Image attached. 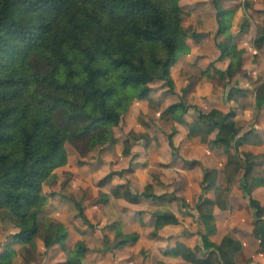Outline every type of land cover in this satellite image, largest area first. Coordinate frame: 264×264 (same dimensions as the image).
<instances>
[{"label":"trees","instance_id":"1","mask_svg":"<svg viewBox=\"0 0 264 264\" xmlns=\"http://www.w3.org/2000/svg\"><path fill=\"white\" fill-rule=\"evenodd\" d=\"M182 3L0 0V219L18 229L15 241L33 250L39 241L47 252L57 244L65 249L67 224L43 214L55 194L47 193L45 187L57 181L56 170L68 163V145L85 156L97 147L117 144L120 138L114 128L135 101L144 100L160 112L162 120L184 123L190 137L223 149L227 158L222 169H206L201 182L196 233L202 237V246L177 240L163 251L164 256L182 257L194 264H238L242 241L232 234L219 242L211 237L218 232L215 208H229L230 192L239 176L240 188L254 209L253 233L264 247V206L253 195L256 187L264 185V151L241 149L244 145L263 146L264 140L254 128L243 131L236 119L234 105L246 97V89L231 82L242 68L245 50L238 47L231 32L233 8L213 0L219 25L216 35L224 36L218 43L220 57L228 60L227 68L216 69V73L224 87H229L226 100L233 108L204 111L181 98L162 109L151 97L159 81L175 92V57L188 53L189 39L203 35L185 21ZM261 13L262 25L253 43L257 49L264 47V10ZM254 99L256 107L264 111V82L256 86ZM191 108L197 115L188 122L185 115ZM174 126L168 135L173 148ZM151 139L148 132L132 129L121 140L123 153L129 155L134 142ZM210 191L215 192L214 197L207 195ZM100 193L96 202H108L110 194ZM111 193L132 203H138L140 197L167 196L157 193L153 184H147L142 192L133 191L129 183L120 184ZM71 200L76 201V214L94 227L84 212L85 205L75 196ZM152 216L153 236L166 225L180 222L171 211H155ZM109 228L114 231L116 246L140 238L139 232H124L120 221ZM107 240L105 236L104 249L109 248ZM88 251L87 247L66 250V260L57 264H86L81 256ZM202 251L204 255H200ZM16 254L9 243L0 254V264H13ZM153 264L167 263L157 260Z\"/></svg>","mask_w":264,"mask_h":264},{"label":"rangeland","instance_id":"2","mask_svg":"<svg viewBox=\"0 0 264 264\" xmlns=\"http://www.w3.org/2000/svg\"><path fill=\"white\" fill-rule=\"evenodd\" d=\"M220 1L224 7L233 8L235 10L231 32L234 34V40L238 47L244 48L245 50L242 68L238 74L233 77L231 82L233 84L237 83L246 89V97L238 106L234 105V109H236L237 113L236 118L243 131L254 128L264 138V111L258 109L254 101L256 86L264 82V47L262 49H257L253 44L262 25L263 17L261 10H264V0ZM182 2L185 10V21L188 23L198 20L197 16L192 13L194 9H200L199 5L202 7L203 4H209L208 8L215 11L211 12L212 18L210 22L206 21L208 18V16H206L205 21L203 19L197 24L198 29L201 30L200 32L205 33L198 39H191V43L188 44V53L183 54L187 56L192 50L196 51L193 52L194 55L191 57L194 62L192 67L187 65V63H190L189 61L183 63L180 68V65H175L178 61H181L180 55H176L175 57V62L173 64L175 67L172 73L175 80V92H171L168 86L159 81V83H155V89L152 94L158 96V99H155L159 101V103L158 101L157 103L164 109L166 108V104L171 102V100L168 99L169 94L173 95L171 98L172 101H178L180 98L179 96H181L180 94H182L183 99L186 100L188 104L196 106L195 103H193V98L198 96L206 97L204 90L207 89L209 90L207 94H210V96L213 94L215 96L216 93L218 94L219 98L217 100H222L220 102L222 105H219L224 107V110L228 111L229 108H233V106L229 107L225 95L229 87H224V83L216 73V67L214 66L215 63L223 62L220 57L221 50L218 43L224 39V36L216 35L219 25L213 0H182ZM206 31L208 33H206ZM205 34L209 35V39L206 38ZM192 44H196L194 49L191 46ZM199 61H202L204 65H207L208 62L213 63L208 73L204 74L202 70L200 71L198 66ZM223 63L226 64L227 61ZM161 97L166 100V104L162 102L163 99L161 100ZM192 109L193 108L189 110L196 113V109ZM174 124V122L162 120L160 118V112L149 105L148 102L139 101L131 105L129 111L123 115L119 126L114 128L115 134L120 138V142L117 144L112 146L109 145L107 149L97 147L93 151L88 152L85 156L80 155L72 145H68V163L56 170L58 174L57 181L45 187L47 193L54 192L55 194L49 198V207H46L43 212L44 215L50 214L54 216V218L65 222L68 226L69 237L64 249L65 254H63V259H65L67 255L66 250L68 251V249H70L76 251L80 247H87L89 249V252H87L89 264H98L102 260L103 264H110L111 254L109 251H113L116 245H113L114 232L109 226L114 220L120 221L123 226L129 222L123 220L124 216L121 215L123 211H125L126 216L128 214L132 219H134V217L136 218L132 223L131 221L127 223V231L136 229L143 233L145 230H150L148 226H141V221L137 219L139 217L138 211L148 207L151 209L155 207L165 209L168 208V203L164 201L161 204L149 203L147 207H142L143 204H139L138 207H136L138 209H130V207H126L128 205H124V203H120V201H116L113 205H109V202H96L100 197L101 191H110L114 186L117 187L118 185H115V183L117 181L122 182L121 177L123 176L128 177V183L133 191H140L138 190L139 188L134 185L135 183L133 180L139 176V169H142V167L146 168V175L148 174L150 178L154 176L155 182L160 180L161 183L157 182V186L153 184L155 191L159 193L164 192L169 198L171 196H176L177 199L174 197V199L168 200L170 202L172 201L170 204L176 211H179L183 217H188L186 220L188 225L185 230L197 231L198 221L195 219V214L191 211L195 209L196 199L201 194V188L199 184H193V190L194 192L196 191L192 193L193 199L185 198L189 189V184H186L185 180L189 179V177L185 176L184 179H181L178 178V176H182V166H187L188 163L182 161L183 163L180 162L181 165L178 166V161H180V159L185 160V156L191 154H193V156L199 155V153L203 154L201 151L194 152L197 151L196 145L203 144L200 142L199 138L187 137L185 133H182L174 139L176 140L175 144L178 145L177 147L171 148V150L168 149L163 155L159 154L158 149L162 147L163 141L168 139V135L172 132ZM132 129L148 132L152 136L150 141H138L133 143V145H138V148H146L144 157H141L139 151H132L133 154H130L131 156H125L123 153V144L121 140L127 137L128 132ZM182 135L184 138H182ZM185 137L191 139L192 142L190 145L192 148L188 149V151L182 149V145L179 143V140H183ZM201 148H203L205 152L207 151L204 145ZM81 160L84 162L83 164L80 163ZM168 161L169 163L167 164ZM115 170H117L115 173H118L115 181L112 183L110 179L106 183H103L102 179L110 173L113 174ZM161 175L165 179H161ZM132 181L133 184L131 183ZM171 181H173V184ZM73 196L76 197L77 201L82 202L86 206L84 212L93 222L94 227L86 224L84 220L76 214V201L73 203L71 200ZM182 197L185 201L187 200L188 206L185 207L183 201L178 199ZM118 203L120 204L118 205ZM147 210L148 209L145 211ZM185 210L189 212L188 214L190 216L185 213ZM129 224H131V226ZM176 228L179 229L180 227L178 226ZM152 229L153 228H151V230ZM180 231H182V229H180ZM1 232L0 229V233ZM161 233L165 235H163V237L158 236L157 239L153 240L147 237L148 233L145 232V239L142 243L151 248V253L152 251L159 253V251L162 250L161 248L166 247V234H170L171 230H162ZM150 235L153 236L151 233ZM105 236L108 237L107 244L109 248L107 249H104ZM18 244L21 243H18V241L14 243L13 248H16L15 245ZM159 246L162 247L159 248ZM23 248L24 247L21 249ZM25 249L29 250V253H25L26 257L24 255L23 257L18 256L22 259L23 264L33 262L36 264L47 263L48 252L38 255L37 250L30 249L29 245H27ZM25 249H23V253ZM19 254L21 253L19 252ZM112 256L116 257V255ZM246 264H253V262H246Z\"/></svg>","mask_w":264,"mask_h":264},{"label":"crops","instance_id":"3","mask_svg":"<svg viewBox=\"0 0 264 264\" xmlns=\"http://www.w3.org/2000/svg\"><path fill=\"white\" fill-rule=\"evenodd\" d=\"M202 1H205V0H202ZM199 6H200V9L199 10L194 9L193 13H192V14H195L197 16L198 20L196 22H191V23H193L196 26L197 31L200 32L201 30L198 29L197 24H199L203 19L205 21L206 16H208L206 21L210 22L211 18H212L211 12L215 11V10L209 9L208 8L209 4L208 5L203 4L202 7H201V5H199ZM204 33L205 32H203V35H204ZM206 33H208V32L206 31ZM205 36L207 39H209L208 34H205ZM190 40L191 39L188 40V44L191 43ZM195 45H193V44L191 45L193 49L195 48ZM193 52H196V51L192 50V52L189 53L187 56L180 55L181 61L180 62L178 61L175 65H177V66L180 65V68H181V65L183 63H187L190 61V63H187V65L192 67V65L194 64L193 60L191 59V57L194 55ZM221 59L223 60V62L227 61V63L226 64L223 62H220L222 64L215 63L214 66L216 67V69L225 70L228 66V60L225 58H221ZM212 64L213 63L208 62L207 65H204L202 61L198 62V66H199L200 71L201 70H207L208 68L211 67ZM175 65L172 66V73H173V68L175 67ZM219 65H221V66H219ZM172 76H173V74H172ZM173 78H174V76H173ZM184 87H185V85H184ZM152 92H154V90ZM152 92H151V97L154 99L155 98L158 99L157 98L158 96H154L152 94ZM227 92L225 95H227ZM178 93H181V92H178ZM178 93H176V94H178ZM204 93H205L206 97L198 96V97L193 98V103H195V105L198 106L197 107L198 109L207 111L211 108L217 107L221 110H224V107L220 106V105H222V103H220L222 100L221 101L217 100L219 98L217 93L215 94V96H214V94L212 96H210V94L209 95L207 94V93H209V90H207V89L204 90ZM158 95H160V94H158ZM180 95L181 96H179L180 98L178 101H172L171 98L173 95L169 94L168 99H170L171 102H169L168 104H166V100H164L162 97L160 99L161 100L163 99L162 102L166 104V108H167L169 105L176 103V102H179L181 100V97H182V94H180ZM139 101H144V100H137L135 102H139ZM156 101H158V100H156ZM228 103H229V107H231L232 103L230 101H228ZM217 104L218 105L220 104V105L218 106ZM229 110H230V108H229ZM224 111H226V110H224ZM196 115H197V112L194 113L191 110H189V112L185 115V119L188 122H190L196 117ZM236 117H237V113H236ZM174 125H175L174 127L177 129V132L173 136L174 144L176 143V140H174L175 137H177L178 135H180L182 133H185L187 137H190L188 135V128L184 123H177ZM256 132H258V131L256 130ZM187 137H185V139H183V140L180 139L179 143H181L182 149L188 151V149L192 148V146H190L192 144V142H191V139H188ZM182 138H184L183 135H182ZM191 138H193V137H191ZM262 138H263V136H262ZM263 140H264V138H263ZM203 145L207 150L206 152L203 150V148H201V147H203ZM203 145H196L197 151H194V152H200L201 151V152H203V154L199 153V155H195V156H193V154H191V155L185 156V160L180 159V161H178V164H179L178 166L181 165L180 162H182V161L183 162L185 161L186 163H188L187 166H182V168H183L182 176L181 177L178 176V178H181V179H184L185 176L189 177V179L185 180V183L189 184V189L187 191L188 194L185 196V198L193 199V194H192L194 192L193 184H195V185L199 184L200 188H201V182L203 180L204 173H205L206 169H211L214 167L222 169L224 164L226 163L227 158H226V154H225L223 149L215 148V147H212L208 144H203ZM177 146L178 145L175 144V147H177ZM138 147H139L138 145H133V147L131 148L130 154L131 155L133 154L132 151H139L141 157H144L145 156L144 151L146 150V148L144 149V147H143V149H141ZM171 148H173V147L169 144V139H165L163 141L162 147H160L158 149V152H159V154L163 155V153H166L168 151V149L171 150ZM241 149L242 150L243 149L251 150L254 152H260V151H264V150H262V149H264V145H263V147L262 146H253V145H244L241 147ZM130 154L125 155V156H131ZM169 161L167 162V164L169 163ZM137 166L141 167L140 165H137ZM263 166H264V161H263ZM139 170H140L139 176L133 180L135 183L134 185H136V187L139 188L138 190H140L138 192H142L147 184H155L156 185L157 182L161 183L160 180L155 182L154 176L152 178H150L148 174L146 175V172H147L146 168L142 167V169H139ZM116 171L117 170H115L114 172H116ZM117 174L118 173H115L112 176L110 182L113 183V181H115V179L117 178L116 177ZM160 178L165 179V178H163L162 175L160 176ZM178 178H176V179H178ZM238 178H240V176ZM238 178H237V181L233 185L231 192H230L229 208L225 209V210L220 209L219 207L215 208L214 214H215L216 221L218 224V232L216 235L212 236L211 239L215 242H219L222 239V237L225 236L226 234H232L235 237H237L238 239H240L243 243V248L237 257L238 264H243V262H244V264H246V262H253V264H264V247L261 246L260 240L253 233L254 221H255L254 209L250 205L249 196L246 195L241 190L240 181ZM121 179H122V182L117 181L115 183V185L128 183V180H129L128 177L123 176V177H121ZM133 181L131 182L132 184H133ZM171 183L173 184V181H171ZM115 188H116V186H114V188H112L110 191H105V192H108L110 194L109 201H108L109 205H113V204H115L116 201H120V203L122 202V203H124V205H128L126 207H130V209H138L136 207H138L139 204L140 205L143 204L142 207H147V204H149V203L161 204L164 201V202L168 203L169 206H168V208H165V209L164 208H158V207L151 209L148 207V208H142L140 211H138V214H139L138 216L140 218L138 217L137 219L139 221H141V226L150 227V230H147V231L145 230L143 233H141L140 231H138L136 229L131 230V231L126 230L127 223H129L130 221L132 223V221L136 218L134 217V219H132L131 216H129L128 214L126 216L125 211H123V214H121L124 216L123 220H125V222L126 221H129V222H127L125 224V226H123V224H121L122 230L124 232H134V231L139 232L140 238L135 243H127L124 245H117V246H115V249L113 251H109L111 254L110 264H153L157 260H163L167 264H194L192 262L184 260L182 257L164 256V254H163V251L172 247L177 240L182 241V242L186 243L187 245H191V246H195V245L202 246V237L196 233L197 231L193 232V230H189V231L185 230V228L188 225V223L186 222L188 217H183L182 214L179 211H176L174 209V207L170 204L172 201L170 202L168 199H174L173 196H171L170 198L167 196V197L158 198V199L140 197V200L138 203H132L125 197H116L115 195H113L111 192ZM201 192H202V190H201ZM207 195L209 197H214L215 192L210 191ZM253 195L264 206V185L256 187L253 190ZM178 199L179 200L181 199L183 201L185 207L188 206L187 200L185 201L183 197L178 198ZM198 200H199V197L196 199V205H197ZM120 203H118V205ZM144 205H146V206H144ZM196 205H195V209L192 210L191 212L195 214V219L197 220L198 212L196 209ZM146 209H148V210L145 211ZM142 210H144V211H142ZM155 211H171L179 217L180 222H179V224L166 225L164 228L159 230L158 235L151 236L150 233L153 230V229L151 230V228H154L153 225L155 222V218L152 216V213ZM185 213L188 214L189 212H187L185 210ZM188 216H190V215L188 214ZM52 217H54V216H52ZM114 222H116V221L114 220L113 223ZM113 223H112V225H113ZM129 225L131 226V224H129ZM178 226L180 227L179 229L176 228ZM0 229L2 231L0 233V254H1L5 250L7 245H9V243L12 244V247H13V244L17 242V241H15L14 235L17 234L18 229L15 228L13 225H11V223H9L8 221H4L1 219H0ZM180 229H182V231H180ZM162 230H171L172 234L171 233L166 234L167 235L166 236L167 245L164 248H161L162 246H159V248L162 249L161 251H159V253H156V251H152V253H151L150 252L151 248L142 243L143 240L145 239V232L148 233L147 237L155 240V239H157L158 236L163 237V235H165V234L161 233ZM169 235H171V236H169ZM15 247L16 248H14V249L16 250L17 254L14 257L13 264H23L22 259L18 256L23 257V255H24L26 257L25 253H29V250H27L28 248L25 249V247H27L26 245L18 244V245H15ZM22 247H24L23 249H25L24 253L22 252L23 251V249H21ZM68 250H70V249H68ZM145 251H147V253H148L147 256H145L143 253ZM19 252L22 255L19 254ZM37 252H38L37 253L38 255H42V253L47 252V251H45V248L43 247L41 241L37 242ZM203 253L205 254V252L202 251L200 253V255H204ZM63 254H65V251L61 250L59 248L58 244L54 245L52 247V249H50L48 252V258H47L46 264H57L59 262L65 261L67 256L65 257V259H63ZM96 254H98V253H96ZM112 255H116V257H113ZM81 258L86 264H89V260H88L89 256L87 255V253L85 254V256L82 255ZM33 263H29V264H33ZM34 264H36V263H34ZM98 264H103V260L100 261Z\"/></svg>","mask_w":264,"mask_h":264}]
</instances>
